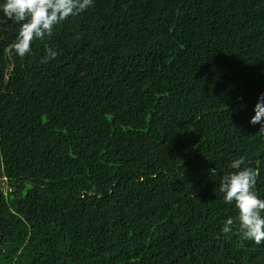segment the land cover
Returning <instances> with one entry per match:
<instances>
[{"label": "trees", "instance_id": "16d2710c", "mask_svg": "<svg viewBox=\"0 0 264 264\" xmlns=\"http://www.w3.org/2000/svg\"><path fill=\"white\" fill-rule=\"evenodd\" d=\"M20 27L0 13V264H264L220 192L243 156L264 198V0H94L24 58Z\"/></svg>", "mask_w": 264, "mask_h": 264}, {"label": "clouds", "instance_id": "9594fccd", "mask_svg": "<svg viewBox=\"0 0 264 264\" xmlns=\"http://www.w3.org/2000/svg\"><path fill=\"white\" fill-rule=\"evenodd\" d=\"M93 4L94 0H0V13L21 25L13 48L18 57L24 58L32 54L34 41L51 38L57 26ZM57 55L54 48L48 47L41 63H48ZM253 112L249 124L259 125L258 133L264 136V92L257 97ZM229 167L233 171L222 175L220 192L225 204L235 205L238 215L225 220L223 231L231 232L236 227L243 240L261 245L264 243V198L255 191L258 172L246 166L243 156L232 160Z\"/></svg>", "mask_w": 264, "mask_h": 264}]
</instances>
